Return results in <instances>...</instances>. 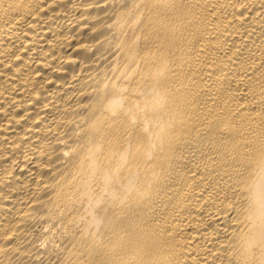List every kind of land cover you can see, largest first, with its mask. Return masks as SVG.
Instances as JSON below:
<instances>
[{
	"label": "bare ground",
	"instance_id": "1",
	"mask_svg": "<svg viewBox=\"0 0 264 264\" xmlns=\"http://www.w3.org/2000/svg\"><path fill=\"white\" fill-rule=\"evenodd\" d=\"M0 264H264V0H0Z\"/></svg>",
	"mask_w": 264,
	"mask_h": 264
}]
</instances>
